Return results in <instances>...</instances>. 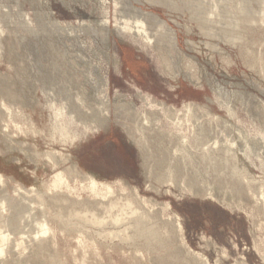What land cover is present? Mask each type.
Masks as SVG:
<instances>
[{
    "label": "rangeland",
    "instance_id": "1",
    "mask_svg": "<svg viewBox=\"0 0 264 264\" xmlns=\"http://www.w3.org/2000/svg\"><path fill=\"white\" fill-rule=\"evenodd\" d=\"M129 2L134 7H141V10L157 15L176 33L179 55L174 56L171 54L170 57L172 58V60L170 59L172 67L176 72L173 75L168 76L169 73L164 67H161L160 60L156 59L155 56L157 50L155 51L148 47L145 50H139L129 40H121L118 37L113 24L114 20L112 21L114 15L113 0H105V2L103 0L0 1L2 6H4L2 11H6L3 14H9H7L8 17L7 15L5 17L9 20H4L5 23L7 22L5 24L7 31L1 36L0 76H3L6 80L5 83L13 86L17 92L20 90L25 91L29 100H35V105L31 103L26 112L32 115L36 129L41 132L36 135L32 133L22 135L17 132L13 125H7L5 122L0 121V173L9 181L6 192L10 196H15L12 188L15 187L16 183L26 189L35 187L34 189L38 193L44 194L55 172L66 170L70 163L76 162L77 167L82 172L89 175L93 174L94 176H92L95 179L98 180L100 178L98 180L100 182L114 185V189H116L114 190V195H117H115L113 200L121 202L132 193H137L138 199L146 200L145 202L147 203L142 207L153 217L151 222L156 225V228L161 229V232L158 231L159 233L168 235L162 228L170 226L173 218H179L181 229L174 232L169 229L171 237L165 238L167 242L165 246L146 247L143 245L144 240L142 238H135L134 241L125 243L117 238L111 240L106 236V233L121 231L119 226H109L107 227L108 230L105 231H101L102 229L100 228L101 230L98 231L97 227L93 225L84 222H80V225L78 222H74V224L73 220L67 218L63 221L64 225H61L54 220L55 212L48 210L46 213L47 220L49 219L48 222L51 226L56 228L49 236L46 235L44 237L39 233L35 235L37 230H35L33 223L31 226L29 224L24 227L21 222V228L17 231L1 228V232L4 235L9 234L10 237H8L7 245L4 246L6 248H3L5 253L0 256V264H161L158 262L159 258L169 256L178 260L176 264H264V206L259 196L252 197L248 195L236 198L238 197L236 193L228 189L219 188L217 183L212 184V186L214 185L213 187L218 188L211 189V194L215 197L188 194L183 190L181 191L180 188L172 187L171 184L159 183L158 186L157 182L150 180L152 178L148 174L149 167L143 166L144 161H142L140 150L135 146L136 144L133 140L130 142L131 139L128 138L123 128L114 121L112 111L109 124L106 127L85 135L71 145H63L58 139H51L49 135V117L51 112L46 107L51 105V103H64L63 99L66 100L67 96L69 97V94L71 95L74 92L75 94H72L73 97L71 95L69 99L72 102L77 98L78 101L71 103L68 99L70 102L68 103L66 100L68 104L79 108L82 113L84 110H86L85 112L88 111L86 107L92 106L94 107L93 109H96L95 104L100 101L99 97L103 90V82L105 76H107L110 105L123 102L132 104L136 110H147L148 108L143 106L142 97L148 94L150 95V100L153 101L150 109L157 111L161 116L162 131L167 132L170 130L167 125L170 121L184 123L187 118L197 119L198 121L195 122L201 121L207 127L215 126L221 136H219L220 141L223 142L226 139L234 142L233 147H228L231 149V154L235 153L233 155L236 157L237 168L245 170L239 176V179H242L245 185L252 187L256 196L259 195V188L264 191V142L262 140L264 135H260V133L264 134V112H262L264 110V72L252 68L249 62L252 56L246 54V50L251 48L249 51L256 53L255 55L259 60L262 63L264 62V52L262 53L264 51V25L258 24L253 30L246 27L248 36L244 39L245 41L242 40L243 43L241 44L243 46L232 44L230 46L229 42L206 37L198 24L191 21L189 11H172L145 0H129ZM120 4L121 10L127 9L123 1ZM252 6L254 9L253 16H256L259 7L256 3H253ZM7 8L8 10H6ZM42 10L45 11L42 12ZM106 11H108L109 23L108 27L105 28L102 20L105 19V13L102 12ZM26 15L29 17L28 29L30 35L27 33L28 31L24 32L23 21L28 18ZM49 21L51 22L49 23ZM55 22L60 29H63L62 33L54 29L55 27L52 24ZM30 26L34 27L35 31ZM72 27L75 29H72ZM89 28H93L95 33ZM38 30L39 32H37ZM107 31L108 34L105 37L104 35ZM79 40L81 44L78 43ZM59 48L61 52H59ZM260 49L261 51H259ZM63 51L67 54L64 55ZM79 52L82 55H79ZM74 58L77 59V64L79 65L80 63L81 65L79 66L84 69L81 70L79 66L75 68L71 65ZM81 58L85 61H81ZM184 58L185 60H183ZM47 59H50L49 62ZM115 59L119 64L118 73L114 68ZM54 60L61 61L60 63L57 62V64L62 70L53 66ZM185 61L187 62L186 64H189L188 67L181 65V63L185 64ZM89 63L91 65L88 67ZM86 66L89 71H92L91 74L93 72L96 73V76L95 73L92 74V79L95 82L97 80L95 87L92 84V86L90 85L88 78H84L80 76V73L76 74L73 71L78 69L85 72L88 70L85 68ZM189 66H192L191 70ZM63 69L66 73L62 72ZM195 69L197 71L193 72ZM58 71L62 72H60L62 77L59 76L61 74ZM191 72L194 73L195 77H198V82L190 79L188 73ZM71 74H73L71 81L75 80L73 82H70L69 77H67L71 76ZM99 75L101 77L104 75L103 79ZM61 79L65 80L62 81ZM79 80L82 82H76ZM55 81L56 85L54 84ZM75 83L79 84L76 85ZM68 87H71V90ZM97 88L100 90L98 89V91ZM2 89L5 90L6 87L2 86ZM68 89L69 92L71 91L70 93H67ZM96 93L97 95H95ZM95 96L96 99H94ZM80 99L84 101V105L90 101H92L93 105L90 102L81 107ZM17 122H21V120L19 119ZM4 126L8 128L6 129ZM77 129L81 130V126L79 125ZM25 131H28V128L23 127V132ZM172 133L176 134L174 131ZM15 143L18 144L16 145ZM246 143L251 149V152L247 154L249 159L244 155ZM20 144L25 145L21 147ZM55 151L59 152L63 157L62 160L56 158V161H58L56 167H53L45 158H36L35 155V153L45 154L54 153ZM67 157L69 162L65 163L64 158ZM114 180H116V183ZM120 183L127 185L124 187L125 191L119 189ZM126 192L127 195L125 196ZM57 193L55 192L54 194ZM62 193L67 194L64 191L60 192V194ZM47 194L51 195V193ZM77 195L69 197L81 199V201H92V199H95L86 191L79 192ZM1 198H3V195H0ZM251 198H254V200L252 201ZM242 199L246 200L243 201ZM95 200L101 203L109 201L108 198ZM149 200L150 202H148ZM164 204L165 208H161ZM31 207L37 208L34 204ZM249 207L250 209L254 207L253 210L255 211L252 212ZM156 210L160 212L158 213ZM6 214L4 213L3 215L5 216ZM36 218L43 220L40 216ZM1 220L3 221V219L0 218V227L3 226ZM29 228L32 231H29ZM22 229L25 231H22ZM6 232L7 234H5ZM78 232L82 233L83 236ZM128 232L129 236H133L134 232L131 229ZM25 234L28 235L26 236ZM35 236L37 237L35 238ZM37 238L39 241H37ZM180 238H183V240ZM40 240H43L44 244L46 243L44 247L38 243ZM27 241H30L31 244H28ZM13 244H15V247H13ZM179 246L181 247L179 248ZM166 248L167 251L165 250ZM43 250L48 252L47 256L40 258ZM190 252L193 256H191ZM157 253L159 254L157 255ZM194 255L198 258H194Z\"/></svg>",
    "mask_w": 264,
    "mask_h": 264
},
{
    "label": "bare ground",
    "instance_id": "2",
    "mask_svg": "<svg viewBox=\"0 0 264 264\" xmlns=\"http://www.w3.org/2000/svg\"><path fill=\"white\" fill-rule=\"evenodd\" d=\"M103 1L105 2V0H103ZM122 1L125 3V7H127V9H122V10L120 9L119 6L121 5L120 3ZM145 1L153 3V4L161 5L162 7H166L172 11H178V12L189 11L191 21H194L198 24L202 33L206 37L212 38V39L216 38V39H220V40L225 41V42H229L230 46H231V44L232 45H242L241 43H243V41H245L244 39L247 38V36H248L247 31H246V27L247 28L249 27V28H251V30H253L256 28V26H258V24L264 25V0H145ZM253 3H256L259 7V11L256 14V16H253V14H254V11H253L254 9L252 8ZM2 4H3V2H2ZM2 4L0 3V61H1V51H2L1 36L7 31V26H5V24H7V22L5 23L4 20L5 19H6V21L9 20V19L7 20V18H5L8 13L6 15L3 14L6 11H2L4 9V6H2ZM5 7H7V6H5ZM112 7H113V13H114V15L112 17L113 18L112 21L114 20L113 24H114L115 32L118 35V37L121 40H125V39L129 40L139 50H145V48H147V47L150 49H154L155 51L157 50L156 55H155L156 59L160 60L159 63L161 62V64L163 65V66L161 65V67L162 68L164 67V69L169 73L168 76L169 75L171 76L174 73H176L172 67V62L170 61V59L172 60V58H170L171 54L174 56L179 55V50L177 48V37H176V33L174 32V30L171 27H169L168 24L164 20L159 18L157 15H154L151 12H149V13L145 12V11L140 9L141 7L140 8L134 7L129 2V0H113V6ZM6 10H8V8ZM106 10H107V8H106ZM44 11L42 10V12H44ZM48 12H51V11H48ZM107 12L108 11L102 12V13H105V19H102L104 22L103 27H105V28L108 27V23H109V18L107 16L108 15ZM39 13H41V12H39ZM8 15H7V17H8ZM42 17H43V15H42ZM28 19H29V17L27 18L26 21H23L24 22L23 27H24V32L28 31L27 33L30 35L29 29H28L29 28V20ZM42 19H44V18H42ZM30 21H32V20H30ZM45 21H44V24H45ZM50 22L51 21H49V23ZM30 23L32 24V22H30ZM52 25L55 27V28L53 27L55 30L62 33L63 29L62 28L60 29L59 26H57L56 22ZM46 26H47V24H46ZM80 27H82V26H80ZM87 27H88V24H87ZM33 28H32V30H34ZM69 29H71V28H69ZM72 29H75V28L72 27ZM89 29L92 30L93 33H95V30L93 28H89ZM242 29L245 31H243ZM32 30H30V31H32ZM77 30H76V32H77ZM69 31L73 32L72 30H69ZM37 32H39V30ZM37 32H35V33H37ZM54 34L56 35V33H54ZM107 34H108V31H107V33H105L104 36L107 37ZM65 36H67V35H65ZM63 38H65V37H63ZM75 38H77V37H75ZM67 39H69V38L67 37ZM248 40H249V38H248ZM39 41H40V39H39ZM65 42H66V39H65ZM53 43H57V42H53ZM78 43L81 44L80 40ZM58 45H60V44H58ZM58 45H57V48H58ZM208 45H210V44H208ZM107 46H108V44H107ZM47 47H48V45H47ZM84 47H85V45H84ZM249 50H246V54H248L249 56H252V57H250V61H249L250 66L252 68L258 69L261 72H264V62L262 63L261 60H259V58L255 55L256 53L254 54L253 52H250ZM55 51H56V49H55ZM71 51H73V50H71ZM71 51H69V52H71ZM75 51H77V50H75ZM82 51H83V48H82ZM259 51H261V49ZM59 52H61V49ZM59 52H58V54H59ZM243 52H245V51H243ZM263 52L264 51H262V53ZM58 54H57V56H58ZM65 54H67V53L64 52V55ZM72 54H73V52H72ZM83 54L85 55V53H83ZM64 55H63V58H64ZM79 55H82V54L80 53ZM106 55H108V54H106ZM257 55H259V54H257ZM45 56H47V55H45ZM113 56L115 57V55H113ZM81 57H83V56H81ZM85 57L87 58V56H85ZM114 57H112V58H114ZM79 58H80V56H79ZM260 58H261V56H260ZM58 59H60V58H58ZM81 59H82L81 61H85L83 58H81ZM89 59H90V57H89ZM49 60H48V62H49ZM183 60H185V58ZM263 60H264V58H263ZM57 62L58 61L53 62V66L54 67L56 66V69L59 68L58 67L59 65L57 64ZM60 62H58V63H60ZM63 62H62V64H63ZM77 63H78L77 59H75V58H74V60L72 59L71 65L73 67L77 68L76 66L81 65L80 63H79V65ZM186 63L187 62L185 61V64L181 63V65H183V66L186 65L188 67L189 64H186ZM90 65L91 64L89 63L88 67ZM118 65H119L118 61L117 60L114 61V68H115V71L117 73H118V68H119ZM190 65H192V64H190ZM106 66H107V64H106ZM95 67H96V65H95ZM191 67H190V70H191ZM194 67H195V65H194ZM64 68H65V66H64ZM85 68H87V66ZM41 69H42V67H41ZM80 69L82 70L84 68L80 67ZM93 69H94V67H93ZM60 70H62V69H60ZM67 70H68V68H67ZM75 70H73V71L76 74L80 73L81 74L80 76H83L84 78H88V80H89L88 82H90V85L92 84V85H94L93 87H95L97 80L95 82L92 79L93 78L92 74L95 72H93L91 74L92 71H89V69L85 72L78 70V69H75ZM175 70H177V69H175ZM21 71H20V73H21ZM73 71H72V73H73ZM194 71H197V70L195 69V70H193V72ZM60 72L58 71V73H60ZM62 72H65L64 69ZM22 73H24V72H22ZM64 75L66 76V74H64ZM72 75L73 74H71V76H67V77H69L70 82L75 81V80L71 81V79H73V78H71ZM59 76L62 77V74ZM95 76H96V73H95ZM188 76L193 81L198 82V79H197L198 77H195L194 73H192V72L188 73ZM75 77H77V76L75 75ZM98 77H96V78H98ZM102 77H104V75ZM102 77L100 76V78H102ZM69 79H68V81H69ZM55 80H57V79H55ZM63 80H65V79H63ZM52 81H53V79H52ZM5 82H6L5 78H3V76H0V121L5 122L7 125H13V127L17 130V132H19L22 135L23 134L26 135L28 133H32L33 135H36V134L41 133L40 131H38L36 129L32 115H30L26 112V109L28 107H30L31 103H34V105H35V102H34L35 100H31V99L29 100L26 97L25 91L20 90L17 92V90L13 86H10L9 84H7ZM19 82H20V80H19ZM76 82H82V81L79 80ZM55 83H56V81L54 82V84ZM62 84H63V82H62ZM66 84H68V83H66ZM75 84L77 85L79 83H75ZM73 85H74V83H73ZM2 86H5L6 89L3 90ZM58 86H59V84H58ZM65 87H66V85H65ZM99 87H101V86L99 85ZM69 89L71 90V87ZM69 89H68L67 93L71 92V91L69 92ZM98 89L99 88H97V90ZM102 89L103 90L100 93L101 96H100V94H98L100 96L99 97L100 101L95 104L96 106L94 105L96 107V109H93L94 107H92V106H90L89 108L86 107V109L88 111H90V112L87 111L88 113L85 112L86 110H84L82 113L81 112L82 110L80 111L79 108L68 104L71 102L69 97H71V95L74 92H72L71 95L69 94V97L67 96L66 100L68 101V99H69L70 102L68 101V103H67V101L63 99L64 103H60V104L51 103V105L47 106L46 108H48L51 112V116L49 117V135H50L51 139H53V140L58 139L63 145H65V144L71 145V144L75 143L76 141H78L79 139H81L82 137H84L85 135H87L89 133L97 132L99 129L106 127L109 124V119L111 118L110 114L112 111L113 112L112 116L114 118V121L123 128V130L126 132L128 138L131 139L130 142L133 140L134 143L136 144L135 146H137V148L140 150L141 156L143 159L142 161H144L143 166L149 167L148 174L151 175L150 177L152 178L150 180L157 182L158 186H159V183L160 184H171L172 187L174 186L176 188H180L181 191L183 190V191L187 192L188 194L190 193L193 195H204V196L207 195V196H211V197H215L214 195L211 194V189L212 188L216 189L219 187L221 189H228L229 191H233L238 196L236 198H241L242 196H248V195H250L252 197H258L259 196L261 203L264 206V191H262V189L259 188V190H260L259 195L256 196L252 187H250L249 185H245L243 183L242 179H239V176L241 174H243L245 172V170L244 169L239 170L237 168V161H236V157L234 156L235 153H233L234 155L231 154V149H229V147H228V146L233 147L234 142L231 140H226V139L223 140V142L220 141V138H219L220 135L217 132V128L215 126L207 127L201 121L195 122V121H198L197 119L192 120V118H190V119L187 118V120L184 123H179L178 121H176V122L170 121L167 124L168 127L170 128V130L167 132L162 131L161 130V127H162L161 116L159 115V113L157 111H152L150 109V107L153 103V101L150 100V95L145 94L142 97V99H143L142 101L144 104L143 106H144V108L147 107L148 109L147 110H141V109L136 110L134 108V106L130 103H123L122 102V103H114V104L110 105V102L108 99L109 82H108L107 76H105ZM92 92H94V91H92ZM65 93H66V91H65ZM139 93H142V92H139ZM95 95H97V93ZM74 96H77V95H74ZM72 97H73V95H72ZM94 99H96V96ZM76 100H77V98H76ZM76 100L74 99V101H76ZM92 100H93V98H92ZM74 101H72L71 103H73ZM79 101H80L79 103L81 104V107H84L86 105V103H90V102L92 103V101H90V102H86L84 105V101H82L81 99ZM93 102H94V100H93ZM87 105H89V104H87ZM92 105H93V103H92ZM91 109L94 111H92ZM111 109H113V110H111ZM262 112H264V110ZM262 112H261V114H263ZM19 119L21 120V122H17ZM79 125L81 126V130L77 129V127ZM4 127L6 129L8 128L7 126H4ZM23 127L28 128V131L23 132ZM172 131H174L176 134H173ZM260 135H264V134L260 133ZM262 140L264 142V138ZM24 145L20 144L21 147ZM249 152H251V149L248 147V145L246 143V152L244 155L247 159H249V155H247ZM35 155H36V158H45L47 161H49L52 164L53 167H56L58 165V161H56V158L61 159V160L63 159L62 155L56 151L54 153H45V154L35 153ZM64 156H66V155H64ZM34 160H35V158H34ZM64 162L65 163L69 162L68 157L64 158ZM76 164H77L76 162L70 163V166L67 167L66 170L63 169L61 171H56L54 176L52 177V179L50 181V184L47 186V190L44 191L46 193L43 192L44 194H41L40 192L38 193L34 189L35 187L34 188L31 187V188L26 189L25 187L16 183L15 187L12 188L13 194L15 196H10L6 192L7 183L9 181H7L4 178V176L0 173V195L1 196L3 195V198L0 199V218L3 219V221L1 220L3 223V226L0 227V256L5 253L3 248H6L4 246L7 245V242L9 241L8 237H10L9 234L4 235V233L1 232V228H7V229H12L13 231H15V230L17 231L21 228L20 227L21 222L23 223L24 227H27L29 224L31 226L33 223L35 225V230H37L35 235H37V233H39L45 237L46 235L49 236L51 233H53L56 228L51 226V224L48 222L49 219L47 220L46 213L48 212V210H51V211L53 210L55 212V215L53 214L54 220H56L57 223L61 224V225H64L63 221L65 218H67V219L73 220V223L78 222L79 225H80V222H84V223H88L90 225H93L94 227H97L98 231H100L101 229H102L101 231L108 230L107 227H109V226H119V227H121V231L106 233V236L111 240L113 238H117L120 241L125 242V243L126 242H132L135 240V238H137V239L142 238L144 240L143 245L146 247L165 246L167 244L165 238L171 237L169 234V232H170L169 229L171 230V232H174L175 230L181 229V225H180L179 220H178L179 218L178 219L173 218V220L170 222V226H165L162 228V230H164V232L166 231V233L168 235L163 234V233H159L158 231L161 232V229L156 228V225L153 222H151L153 217L149 214L148 211H146L142 207L143 205L145 206V204L147 203V202H145L146 200L138 199L137 193H135V194L132 193L131 195L126 196L127 192H129L128 190L125 194L126 197L124 200H122L121 202L113 200V198H115V195H117V194L114 195V190H116V189H114L115 188L114 185L98 181L100 178L97 180L93 177L94 176L93 174H92L93 175L92 176L91 174L89 175V174L82 172L77 167ZM11 181H13V180L11 179ZM115 181L116 180H114V182ZM148 181H149V179H148ZM123 182H124V180H123ZM214 183L219 184V186L213 187L214 185L212 186V184H214ZM126 184L120 183L119 189H121L122 191L123 190L125 191L124 187ZM129 188H130V186H129ZM131 188H132V186H131ZM63 191L67 194H63V193L60 194V192H63ZM82 191L83 192L86 191V192L90 193L95 199H102L103 200V199L108 198L109 201L107 203H101L100 201H97L95 199L94 200L92 199V201H90V200L81 201V199H75V198L69 197V196H74V195L78 196L77 194L79 192H82ZM223 191L225 192V190H223ZM52 192H54V193L58 192L59 194L58 193L54 194ZM47 193H51V195H49ZM115 193H117V191H115ZM226 195H228V194L226 193ZM236 195L234 194V196H236ZM230 196H232V195H230ZM227 197H229V196H227ZM213 199H215V198H213ZM242 200L244 201L246 199H242ZM251 200L253 201L254 198L253 199L251 198ZM148 202H150V200ZM224 202H225V200H224ZM32 204L36 205L37 208H32L31 207ZM152 204H154V203H152ZM155 204H156V201H155ZM245 204H246V202H245ZM227 205H229V204H227ZM246 205H248V204H246ZM250 205H251V203H250ZM146 206L148 207V205H146ZM161 208H165V204L163 207L161 206ZM249 209H250V207H249ZM253 209H254V207H253ZM253 209H250V210L253 212V211H255ZM158 210H160V209L158 208ZM263 210H264V208H263ZM4 213L5 214L7 213L6 214L7 216L6 215L4 216L3 215ZM161 213H162V210H161ZM37 216H40V218L43 220L42 221L38 220L36 218ZM48 216H49V214H48ZM163 216H164V213H163ZM162 219H163V217H162ZM74 220H76V221H74ZM66 221H68V220H66ZM19 222H20V224H19ZM70 222H72V221H70ZM73 223H71V224H73ZM73 228H75V227H73ZM24 229H22V231ZM115 229H113V230H115ZM130 229H131V231L134 232L133 236H129L128 231ZM29 231H32V230L29 228ZM77 231H75V232H77ZM92 231H94V230H92ZM80 232H78V233H80ZM89 233H91V232H89ZM5 234H7V232ZM10 235H11V232H10ZM22 235H24V234H22ZM80 235L83 236L82 233H80ZM36 237L37 236H35V238ZM180 239L183 240V238H180ZM31 240H33V239L31 238ZM37 241H39L38 238H37ZM45 241H46V239H45ZM179 242H181V241H179ZM24 243H26V242H24ZM29 243H30V241L28 242V244ZM38 243L42 247H44L46 244V243L44 244L43 240H40V242H38ZM18 244H19V242H18ZM24 245H26V244H24ZM183 246H184V244H183ZM13 247H15V244H13ZM180 247L181 246H179V248ZM165 250L167 251V248ZM165 250H163V251H165ZM155 252H156V250H155ZM47 253H48L47 251H44V250L41 251L40 258H44V256H47ZM159 253H157V255ZM181 253H182V251H181ZM155 255H156V253H155ZM191 256H193L192 253H191ZM197 256H199V255H197ZM179 257H181V256H179ZM177 258H178V256H177ZM194 258H198V257L195 256ZM179 260H180V258H179ZM195 260L198 261L199 259H195ZM177 261L178 260L176 258H173L171 256L160 257L158 260V262L161 264H176ZM197 261H195V262H197Z\"/></svg>",
    "mask_w": 264,
    "mask_h": 264
}]
</instances>
